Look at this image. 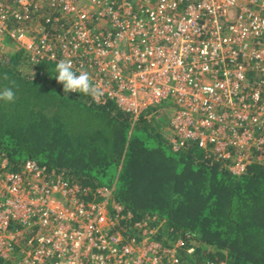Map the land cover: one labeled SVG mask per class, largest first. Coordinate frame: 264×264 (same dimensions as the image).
Returning a JSON list of instances; mask_svg holds the SVG:
<instances>
[{
	"label": "built area",
	"instance_id": "2783aa9c",
	"mask_svg": "<svg viewBox=\"0 0 264 264\" xmlns=\"http://www.w3.org/2000/svg\"><path fill=\"white\" fill-rule=\"evenodd\" d=\"M7 38L32 68L71 60L97 104L136 119L171 101L176 149L193 141L238 175L264 164V0H0ZM63 178L33 159L11 170L0 151V264H181L183 240L163 245L146 221L125 235Z\"/></svg>",
	"mask_w": 264,
	"mask_h": 264
},
{
	"label": "trees",
	"instance_id": "16d2710c",
	"mask_svg": "<svg viewBox=\"0 0 264 264\" xmlns=\"http://www.w3.org/2000/svg\"><path fill=\"white\" fill-rule=\"evenodd\" d=\"M0 43L18 48L0 54V90L16 93L14 102L0 101V151L11 170L33 159L76 184L86 203L103 200L98 188L111 189L116 229L138 235L136 224L146 221L163 245L183 240L181 264H264L263 163L238 175L193 141L176 149L166 128L171 101L136 119L113 101L65 93L55 64L32 68L17 43ZM115 205L123 208L118 217Z\"/></svg>",
	"mask_w": 264,
	"mask_h": 264
},
{
	"label": "clouds",
	"instance_id": "9594fccd",
	"mask_svg": "<svg viewBox=\"0 0 264 264\" xmlns=\"http://www.w3.org/2000/svg\"><path fill=\"white\" fill-rule=\"evenodd\" d=\"M55 70L58 73L56 79L63 84L65 93H82L91 96L94 100H98L103 95L99 86L92 83L91 76L87 71L80 70L78 74L73 71L71 60L59 61ZM4 79L7 80L8 76L5 75ZM15 99L16 93L12 87H5L0 90V101L12 103Z\"/></svg>",
	"mask_w": 264,
	"mask_h": 264
},
{
	"label": "rangeland",
	"instance_id": "374dc122",
	"mask_svg": "<svg viewBox=\"0 0 264 264\" xmlns=\"http://www.w3.org/2000/svg\"><path fill=\"white\" fill-rule=\"evenodd\" d=\"M1 49H4L3 51H1L2 53H0V54H2L4 57H6V58H8L10 55H12V53H13V51H15L16 49H14V47H12V46H6L5 47V45H1V47H0ZM25 63H27V62H25ZM31 67L27 70V73H30L31 74ZM169 123V122H168ZM167 128V131H169V125L166 127ZM98 190H99V188H98ZM101 197H104L105 195H100ZM106 197V196H105ZM91 204H104V205H102L101 206V211L102 212H104L105 213V215H106V217H107V219L108 220H110V217L112 218V215H111V207L109 206V204L106 202V199L104 200H102L101 202H91ZM115 216H117L118 217V214H115ZM108 223H109V221H107ZM162 225V224H161ZM157 228V230H158V227H156ZM195 244H196V242H194ZM190 244V247H195V246H197V244L196 245H192V242H190L189 243Z\"/></svg>",
	"mask_w": 264,
	"mask_h": 264
},
{
	"label": "crops",
	"instance_id": "0c3cea01",
	"mask_svg": "<svg viewBox=\"0 0 264 264\" xmlns=\"http://www.w3.org/2000/svg\"><path fill=\"white\" fill-rule=\"evenodd\" d=\"M9 1H11V0H9ZM35 23H36V24H39V23H42V21H39V19H36V20H35ZM35 28H36V25H32V26H31V29L34 30ZM17 49H18V48H17ZM17 49H16V50H17ZM20 50H21V49H20ZM23 51H24V50H23ZM24 53H25L26 56H27V53H26L25 51H24Z\"/></svg>",
	"mask_w": 264,
	"mask_h": 264
}]
</instances>
